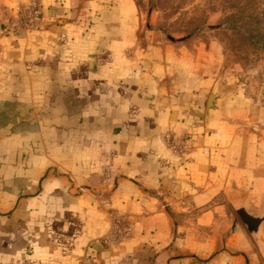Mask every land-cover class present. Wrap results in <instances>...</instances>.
<instances>
[{"label":"crops","instance_id":"crops-1","mask_svg":"<svg viewBox=\"0 0 264 264\" xmlns=\"http://www.w3.org/2000/svg\"><path fill=\"white\" fill-rule=\"evenodd\" d=\"M2 15L0 264H235L259 178L226 112L206 120L198 59L142 46L135 0H0Z\"/></svg>","mask_w":264,"mask_h":264},{"label":"rangeland","instance_id":"rangeland-1","mask_svg":"<svg viewBox=\"0 0 264 264\" xmlns=\"http://www.w3.org/2000/svg\"><path fill=\"white\" fill-rule=\"evenodd\" d=\"M135 2L143 27L140 44L183 48L221 96L219 112H226L237 149L259 178L247 201L253 225L246 228L237 215L245 242H237L232 256L235 264H264V0H234L232 10L223 0ZM4 20L2 15L0 24Z\"/></svg>","mask_w":264,"mask_h":264},{"label":"built area","instance_id":"built-area-1","mask_svg":"<svg viewBox=\"0 0 264 264\" xmlns=\"http://www.w3.org/2000/svg\"><path fill=\"white\" fill-rule=\"evenodd\" d=\"M38 14V5L33 4L31 10L22 15L16 22L6 21L4 25V29L7 31L19 29L29 25L31 20H33L34 16ZM163 143L175 154H183L189 148L190 137L188 134H181L179 139L175 140L174 137L170 133H166L163 135ZM111 231L113 235L119 239L122 237L128 236L130 232V227L128 223L124 219H118L111 227Z\"/></svg>","mask_w":264,"mask_h":264},{"label":"water","instance_id":"water-1","mask_svg":"<svg viewBox=\"0 0 264 264\" xmlns=\"http://www.w3.org/2000/svg\"><path fill=\"white\" fill-rule=\"evenodd\" d=\"M220 94L216 90L211 91L207 103H206V120L214 113H218L220 110ZM249 206L245 203L242 206L236 208V214L242 221V223L247 227H252V217L248 213Z\"/></svg>","mask_w":264,"mask_h":264},{"label":"trees","instance_id":"trees-1","mask_svg":"<svg viewBox=\"0 0 264 264\" xmlns=\"http://www.w3.org/2000/svg\"><path fill=\"white\" fill-rule=\"evenodd\" d=\"M223 1H224V3L228 4L229 7H227V8H229V10H232L234 8V6L230 7V5H229V4H231V1H234V0H223ZM224 8H226V7H224ZM249 8L251 9L252 13H254L255 5H254L253 1H252L251 5L249 6ZM237 12H240L239 9L237 10Z\"/></svg>","mask_w":264,"mask_h":264}]
</instances>
